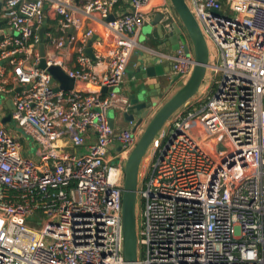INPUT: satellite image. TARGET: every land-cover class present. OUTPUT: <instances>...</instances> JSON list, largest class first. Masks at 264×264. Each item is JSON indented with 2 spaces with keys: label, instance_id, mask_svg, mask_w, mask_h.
<instances>
[{
  "label": "built area",
  "instance_id": "1",
  "mask_svg": "<svg viewBox=\"0 0 264 264\" xmlns=\"http://www.w3.org/2000/svg\"><path fill=\"white\" fill-rule=\"evenodd\" d=\"M122 1L0 0V96L19 133L0 122V264H124L123 170L144 127L112 128L108 112L126 111L120 86L155 0ZM187 3L210 63L148 149L138 264H264V0ZM168 7L156 12L170 33ZM42 29L46 68L71 90L39 66ZM161 57L189 78L183 43Z\"/></svg>",
  "mask_w": 264,
  "mask_h": 264
},
{
  "label": "water",
  "instance_id": "2",
  "mask_svg": "<svg viewBox=\"0 0 264 264\" xmlns=\"http://www.w3.org/2000/svg\"><path fill=\"white\" fill-rule=\"evenodd\" d=\"M168 2L177 17L176 23H173V30L170 32V42L173 47L168 52L172 53L178 48L179 43H183L185 52L193 56L194 67L189 78L154 111H152L153 107L157 106L159 101L164 99V95L167 92L158 95L151 94L147 83L161 85L168 83L170 89L180 80V75L173 73L171 62L164 60L160 55H156L151 65L143 73L139 74V78L134 79L130 87L128 106L126 111L122 113L123 121L133 122L136 120V125L141 124L144 119H147V121L125 162L123 170L121 222L124 264H138V184L142 160L147 154L152 142L171 116L199 91L206 78L210 63L208 43L187 0H168ZM216 13L220 14L218 11ZM161 19L162 15L157 14L155 22L158 24L159 32L162 34L165 31L160 24ZM43 31L44 29L40 31L39 52L41 61L39 66L44 69L46 68V64L43 58L45 54ZM94 40L95 36L89 41V46ZM86 54L94 60L90 47L87 48ZM46 69L52 76V84L55 82L59 83V87L54 88L55 91H67L74 88V80L68 78L59 67L51 66ZM19 91L20 88L16 90V92ZM6 108L8 109V113L0 119L2 125H7L11 121V112L14 109V103L11 98L6 101ZM151 112L153 113L150 114ZM134 114H138L136 118H134ZM109 125L112 128L115 127L114 120L109 119Z\"/></svg>",
  "mask_w": 264,
  "mask_h": 264
},
{
  "label": "crops",
  "instance_id": "3",
  "mask_svg": "<svg viewBox=\"0 0 264 264\" xmlns=\"http://www.w3.org/2000/svg\"><path fill=\"white\" fill-rule=\"evenodd\" d=\"M122 4L124 6H128L126 4V1L123 0ZM164 6H169L168 8L171 9L168 0H155L152 6L149 9V13L151 16V20L149 23H146L142 29L140 30L138 36H137V42L138 47L131 55L127 68H126V74L123 83L120 86L119 92L123 95H125L127 98L130 94V87L132 86L134 79L139 78V74L143 73L145 69H147L154 57L159 56L162 54H168L169 50L172 49L173 45L170 42V34L167 32H162V34L158 30V24L155 22V18L157 16L156 8H163ZM172 10V9H171ZM173 22L176 23L177 17L175 16L173 12ZM95 40L96 42H103V40L98 36V34H95ZM93 36V37H94ZM95 43V42H93ZM92 43V45H93ZM168 52V53H167ZM69 66H73V60L68 61ZM98 65V64H97ZM105 65L100 64L96 66V71L101 72L104 69ZM165 70V68H164ZM9 72V70H8ZM150 82V81H149ZM181 85L180 81H177L170 89L168 87V83L161 84H154V83H147V86L149 87L150 93L154 95L158 94H165L163 100L159 101V104L157 106H154L152 111H154L167 97L170 93L175 92L179 86ZM146 86V85H145ZM9 99V96H0V119L4 117L8 113V109L6 108V101ZM151 112L150 114H152ZM109 119L114 120L115 127L123 129L130 127L129 122L123 121V114H118L116 112H108ZM138 114H134V118L137 117ZM147 119H144L142 121L143 127L146 124ZM137 122L136 120L133 121V123ZM8 130L15 134L16 136L19 135V133L16 132L15 128ZM116 149H118L117 143L114 145V147L111 149V152H114Z\"/></svg>",
  "mask_w": 264,
  "mask_h": 264
},
{
  "label": "rangeland",
  "instance_id": "4",
  "mask_svg": "<svg viewBox=\"0 0 264 264\" xmlns=\"http://www.w3.org/2000/svg\"><path fill=\"white\" fill-rule=\"evenodd\" d=\"M181 85H182V83H181ZM181 85H180V86H181ZM180 86H179V87H180ZM201 92H202V90H201ZM171 94H173V93H170L169 96H170ZM169 96H168V97H169ZM198 96H200V95H197V97H198ZM168 97H167V98H168ZM108 118H110V117H109V114H108ZM7 127L10 128V129H14V124H13V122H10L9 124H7ZM26 138L29 139L28 136H26ZM21 142L23 143V141H21ZM34 150H35V148L32 150L31 153H33ZM141 165H142V166L140 167V172H139V173H140V175H141V177H142V176H145L146 172H148L149 169L151 170V165H152V163H151V161H150V159H149L148 154L144 156ZM139 209H140V207H139V205H138V211H139Z\"/></svg>",
  "mask_w": 264,
  "mask_h": 264
},
{
  "label": "bare ground",
  "instance_id": "5",
  "mask_svg": "<svg viewBox=\"0 0 264 264\" xmlns=\"http://www.w3.org/2000/svg\"><path fill=\"white\" fill-rule=\"evenodd\" d=\"M142 166V165H141Z\"/></svg>",
  "mask_w": 264,
  "mask_h": 264
}]
</instances>
